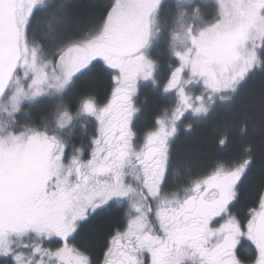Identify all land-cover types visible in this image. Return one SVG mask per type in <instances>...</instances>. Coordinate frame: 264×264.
I'll return each instance as SVG.
<instances>
[{"label": "snow or ice", "instance_id": "snow-or-ice-1", "mask_svg": "<svg viewBox=\"0 0 264 264\" xmlns=\"http://www.w3.org/2000/svg\"><path fill=\"white\" fill-rule=\"evenodd\" d=\"M0 264H264V0H0Z\"/></svg>", "mask_w": 264, "mask_h": 264}, {"label": "trees", "instance_id": "trees-1", "mask_svg": "<svg viewBox=\"0 0 264 264\" xmlns=\"http://www.w3.org/2000/svg\"><path fill=\"white\" fill-rule=\"evenodd\" d=\"M260 91H261V84L259 80H257L250 87L251 97L258 100ZM229 115H230L229 113L223 114L224 117H227ZM213 127L214 125L210 123L198 129L196 133L182 137L177 144V151L184 155L187 154L196 155L199 152L207 149L208 144L206 142V139L212 134Z\"/></svg>", "mask_w": 264, "mask_h": 264}]
</instances>
